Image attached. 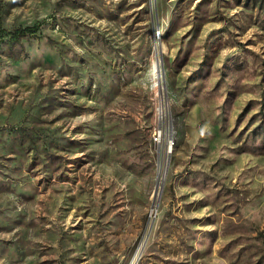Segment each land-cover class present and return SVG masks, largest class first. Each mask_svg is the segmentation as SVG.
<instances>
[{
	"label": "rangeland",
	"instance_id": "1",
	"mask_svg": "<svg viewBox=\"0 0 264 264\" xmlns=\"http://www.w3.org/2000/svg\"><path fill=\"white\" fill-rule=\"evenodd\" d=\"M0 264H264V0H0Z\"/></svg>",
	"mask_w": 264,
	"mask_h": 264
},
{
	"label": "built area",
	"instance_id": "2",
	"mask_svg": "<svg viewBox=\"0 0 264 264\" xmlns=\"http://www.w3.org/2000/svg\"><path fill=\"white\" fill-rule=\"evenodd\" d=\"M168 128L169 126L161 120L158 122V124L153 129L152 141H153V144L159 149L165 148V143H166L168 133H169ZM167 146H169L171 149V146H173V144L170 142V145H167Z\"/></svg>",
	"mask_w": 264,
	"mask_h": 264
},
{
	"label": "bare ground",
	"instance_id": "3",
	"mask_svg": "<svg viewBox=\"0 0 264 264\" xmlns=\"http://www.w3.org/2000/svg\"><path fill=\"white\" fill-rule=\"evenodd\" d=\"M162 51H164V50H162ZM156 52H157V49H156ZM157 54H158V53H157ZM155 64H156V62H155ZM155 67H156V69H157V73H158V77H159V82H161V78L163 77V71H162V69H161V67H160V62H159ZM162 67H163V66H162ZM167 152H168V153L171 152L169 146H167Z\"/></svg>",
	"mask_w": 264,
	"mask_h": 264
},
{
	"label": "water",
	"instance_id": "4",
	"mask_svg": "<svg viewBox=\"0 0 264 264\" xmlns=\"http://www.w3.org/2000/svg\"><path fill=\"white\" fill-rule=\"evenodd\" d=\"M161 191H162V189H161V190L159 189V184L157 183V187H156V189H155V191H154V196H155L156 194H160Z\"/></svg>",
	"mask_w": 264,
	"mask_h": 264
},
{
	"label": "trees",
	"instance_id": "5",
	"mask_svg": "<svg viewBox=\"0 0 264 264\" xmlns=\"http://www.w3.org/2000/svg\"><path fill=\"white\" fill-rule=\"evenodd\" d=\"M31 29H26V31H30Z\"/></svg>",
	"mask_w": 264,
	"mask_h": 264
}]
</instances>
